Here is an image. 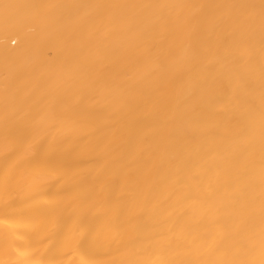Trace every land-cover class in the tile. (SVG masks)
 Returning a JSON list of instances; mask_svg holds the SVG:
<instances>
[{
	"label": "bare ground",
	"instance_id": "1",
	"mask_svg": "<svg viewBox=\"0 0 264 264\" xmlns=\"http://www.w3.org/2000/svg\"><path fill=\"white\" fill-rule=\"evenodd\" d=\"M262 260L264 0H0V264Z\"/></svg>",
	"mask_w": 264,
	"mask_h": 264
},
{
	"label": "snow or ice",
	"instance_id": "2",
	"mask_svg": "<svg viewBox=\"0 0 264 264\" xmlns=\"http://www.w3.org/2000/svg\"><path fill=\"white\" fill-rule=\"evenodd\" d=\"M21 150L23 151V155H20ZM34 150V145L28 144L27 147H24L21 145L19 148H17L16 152L18 155V164L19 166H27L29 164V161L27 159V156L29 153H31ZM5 190L8 188V180L5 179L4 182ZM261 264H264V260L261 261Z\"/></svg>",
	"mask_w": 264,
	"mask_h": 264
},
{
	"label": "rangeland",
	"instance_id": "3",
	"mask_svg": "<svg viewBox=\"0 0 264 264\" xmlns=\"http://www.w3.org/2000/svg\"><path fill=\"white\" fill-rule=\"evenodd\" d=\"M14 41H12V44L11 45H14V43H13Z\"/></svg>",
	"mask_w": 264,
	"mask_h": 264
}]
</instances>
